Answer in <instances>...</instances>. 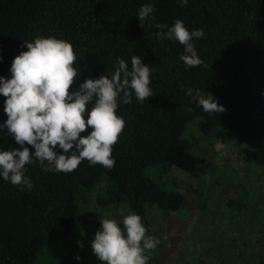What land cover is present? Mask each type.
Returning <instances> with one entry per match:
<instances>
[{
    "label": "trees",
    "instance_id": "obj_1",
    "mask_svg": "<svg viewBox=\"0 0 264 264\" xmlns=\"http://www.w3.org/2000/svg\"><path fill=\"white\" fill-rule=\"evenodd\" d=\"M148 3L157 11L142 27L137 14ZM177 19L189 30L204 29L205 37L194 42L203 65L188 68L180 59L183 45L152 34L159 31L157 24L172 26ZM38 36L73 44L81 72L77 83L110 75L118 58L130 65L140 56L154 69L155 95L143 103L134 95L131 104L121 103L118 114L126 127L113 146V168L91 166L87 159L68 174L44 172L39 162L26 165L31 191L0 178V264H83L67 248L59 256L54 247L78 229L88 230L89 193L103 182L107 193L98 200L101 206H124L148 224L149 207L170 217L179 214L186 202L179 179L189 182L218 169L196 140L227 133L248 150L264 147V0H189L187 7L178 0H0V76L11 78L14 58L27 51L24 41ZM188 88L212 93L225 111L205 112L186 94ZM5 99L0 95V123L7 119ZM193 124L201 137L188 136ZM0 147L20 146L0 133ZM159 167L169 169V186L152 176ZM228 205L244 210L234 199ZM198 207L206 212L209 204L201 199ZM257 264H264V257Z\"/></svg>",
    "mask_w": 264,
    "mask_h": 264
},
{
    "label": "clouds",
    "instance_id": "obj_2",
    "mask_svg": "<svg viewBox=\"0 0 264 264\" xmlns=\"http://www.w3.org/2000/svg\"><path fill=\"white\" fill-rule=\"evenodd\" d=\"M178 2L181 7L189 4V0ZM156 11L154 3L140 7L137 18L142 27L146 20L155 19ZM156 28L159 31L152 33L156 39L183 45L180 59L188 68L204 64L194 43L205 37L204 29L189 30L180 19L172 26L157 24ZM24 42L27 51L14 58L11 78L0 76L7 115L0 123V133L11 136L20 146L11 150L0 147V178L21 191H31L34 184L26 176V165L39 162L44 172L68 174L87 159L91 166L113 168V146L126 127L125 118L118 114L120 105L131 104L133 95L140 103L155 95L151 87L154 69L137 55L130 65L118 58L110 75L77 83L81 72L70 41L38 36ZM186 94L207 113L225 111L210 92L188 88ZM101 224L91 242L98 260L103 264H149V253L160 241L146 235L140 215L129 214L122 222L104 219Z\"/></svg>",
    "mask_w": 264,
    "mask_h": 264
},
{
    "label": "rangeland",
    "instance_id": "obj_3",
    "mask_svg": "<svg viewBox=\"0 0 264 264\" xmlns=\"http://www.w3.org/2000/svg\"><path fill=\"white\" fill-rule=\"evenodd\" d=\"M197 127V124L191 125L188 136L201 137ZM207 137L212 145L205 141H209ZM207 137L196 140L197 148L204 149L218 169L193 176L189 182L185 178L179 179L178 190L186 195V202L174 217L164 215L166 213L158 207L148 208L150 223L143 222L146 235L162 244L158 251L154 249L149 253V264H257L258 259L264 257V147L248 150L235 136L227 133L220 138ZM151 174L169 186V169L159 167ZM191 184L199 195L191 189ZM106 189L103 182L89 193L92 211L86 223L88 232L81 233L82 230L78 229L66 239L67 243L55 246L54 252L59 256L67 253V248L72 255L82 256L83 264H103L91 247L95 234L102 228L101 221L122 222L129 215L124 206L104 207L99 204L98 200L106 195ZM201 199L209 204L206 212L198 207ZM230 199L244 203V210L239 212L236 207H229ZM221 214L227 218L223 220ZM235 228L240 232L239 237ZM222 243L226 245L223 248ZM219 247L222 252H217Z\"/></svg>",
    "mask_w": 264,
    "mask_h": 264
}]
</instances>
